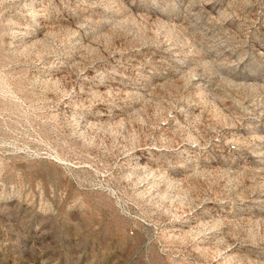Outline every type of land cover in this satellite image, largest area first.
<instances>
[{"label":"rangeland","instance_id":"obj_1","mask_svg":"<svg viewBox=\"0 0 264 264\" xmlns=\"http://www.w3.org/2000/svg\"><path fill=\"white\" fill-rule=\"evenodd\" d=\"M0 264H264V0H0Z\"/></svg>","mask_w":264,"mask_h":264}]
</instances>
